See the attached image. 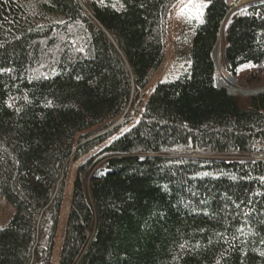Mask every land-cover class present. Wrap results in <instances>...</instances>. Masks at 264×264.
Returning <instances> with one entry per match:
<instances>
[{
  "label": "trees",
  "instance_id": "obj_1",
  "mask_svg": "<svg viewBox=\"0 0 264 264\" xmlns=\"http://www.w3.org/2000/svg\"><path fill=\"white\" fill-rule=\"evenodd\" d=\"M183 1L0 0V264H264V161L241 160L264 155V92L218 88L213 60L221 35L224 71L264 85V0L224 26L229 0H201L183 73L144 101ZM108 140L75 173L56 258L70 167Z\"/></svg>",
  "mask_w": 264,
  "mask_h": 264
},
{
  "label": "rangeland",
  "instance_id": "obj_2",
  "mask_svg": "<svg viewBox=\"0 0 264 264\" xmlns=\"http://www.w3.org/2000/svg\"><path fill=\"white\" fill-rule=\"evenodd\" d=\"M250 1L251 0H245V1H242L240 3H236L233 0H229L228 4L233 7V10H231V12H233L235 9H237L241 6L248 5L250 3ZM253 1H257V0H253ZM201 4H203L204 7L201 8L200 7ZM206 6H207V3L204 1H201V0H184L182 3H180L177 6L175 11L171 14V18H170V45L167 48L166 58H165L164 63L161 65L160 69L158 70V72L153 76L151 82L149 83V85L146 89V92H145L144 101L147 100V98L149 97V95H150V93H151V91L154 88L156 83H158L164 79H166V81H172L183 73V71L181 70L182 66L176 65L175 51H174V44H175V41L177 38L178 24L183 20V18H185V16H187L189 18H193L196 21L200 22ZM223 67L224 66H223V62L221 59L220 68L223 69V71H224ZM245 69H249V68H245ZM224 73L227 74L226 72H224ZM227 75H229V74H227ZM240 77L243 78V75H241V74L239 75V78H238L239 81L237 79H235L234 77H232L234 79L236 85H237L236 86L237 89H241L243 91L248 90V89L259 90L260 92L264 91V85H260V86H256V87L247 86L244 84L243 80H241ZM215 85L218 88L226 89L232 95H241L243 97H249L250 95L256 93V92H253L251 94H244L240 90H238L236 92L230 91L231 87L228 85L222 84L216 74H215ZM124 117H125V114L118 120L116 125L122 123L124 121ZM134 124L135 123H132L130 126L122 129L120 134L123 133L124 131H126L128 128L132 127ZM111 142H112V140H108L102 146L96 148L89 156L84 157L83 159L75 162L70 167L69 178L67 180V186H66V201H65L63 214H62L61 226H60V231H59V239H58V245H57L56 256H55L56 258H58L59 253H60V249H61L62 237H63L64 227H65V223H66V217H67L68 210H69V203H70V199H71V195H72L75 173H76L78 167L82 163L86 162L88 160V158L97 154L100 150H102L105 146H107ZM258 157H260V156H258ZM14 213H15V210H14L13 206L0 194V227L6 226L8 224V222L10 221V219L13 217Z\"/></svg>",
  "mask_w": 264,
  "mask_h": 264
},
{
  "label": "bare ground",
  "instance_id": "obj_3",
  "mask_svg": "<svg viewBox=\"0 0 264 264\" xmlns=\"http://www.w3.org/2000/svg\"><path fill=\"white\" fill-rule=\"evenodd\" d=\"M221 59H222V38L221 36H219L218 43L215 46V49L213 52V60L215 62V74L218 76L220 82L222 84L230 86L231 87L230 91H234V92L240 90L244 94H251L253 92L259 91V90H254V89H248L245 91L241 89H237L236 87L237 85L234 79L231 76L225 74L224 73L225 71H223V69L220 68Z\"/></svg>",
  "mask_w": 264,
  "mask_h": 264
},
{
  "label": "built area",
  "instance_id": "obj_4",
  "mask_svg": "<svg viewBox=\"0 0 264 264\" xmlns=\"http://www.w3.org/2000/svg\"><path fill=\"white\" fill-rule=\"evenodd\" d=\"M264 91H257L255 94H252V95H257V94H260V93H263ZM230 95H232L230 92H228ZM232 96H236V95H232ZM251 96V95H250ZM264 148V146H263ZM260 156V157H258ZM258 156H255V157H252V158H241V160H250V159H253L255 161H264V155H258ZM186 157H189V158H195V159H204L206 158V156L204 154H200V153H192L190 155H186Z\"/></svg>",
  "mask_w": 264,
  "mask_h": 264
},
{
  "label": "water",
  "instance_id": "obj_5",
  "mask_svg": "<svg viewBox=\"0 0 264 264\" xmlns=\"http://www.w3.org/2000/svg\"><path fill=\"white\" fill-rule=\"evenodd\" d=\"M258 1H260V0H257V1H253V0H251L249 4H253V3H256V2H258ZM231 13H232V12H229V13H228V15H227L225 21L223 22V25H222V26H224V24H225L227 18L230 16ZM220 36H221V35H220ZM214 63H215V62H214ZM160 82H161V81H160ZM160 82H158V83H160ZM155 86H156V85H155Z\"/></svg>",
  "mask_w": 264,
  "mask_h": 264
},
{
  "label": "snow or ice",
  "instance_id": "obj_6",
  "mask_svg": "<svg viewBox=\"0 0 264 264\" xmlns=\"http://www.w3.org/2000/svg\"><path fill=\"white\" fill-rule=\"evenodd\" d=\"M200 7L202 8V7H204V5H203V4H201V5H200Z\"/></svg>",
  "mask_w": 264,
  "mask_h": 264
}]
</instances>
